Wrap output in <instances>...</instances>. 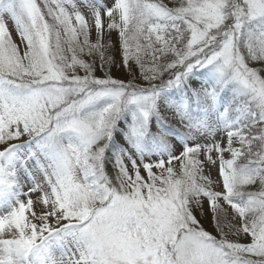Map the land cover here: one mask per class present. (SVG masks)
Listing matches in <instances>:
<instances>
[{"label":"snow or ice","instance_id":"1","mask_svg":"<svg viewBox=\"0 0 264 264\" xmlns=\"http://www.w3.org/2000/svg\"><path fill=\"white\" fill-rule=\"evenodd\" d=\"M0 264H264V0H0Z\"/></svg>","mask_w":264,"mask_h":264},{"label":"rangeland","instance_id":"2","mask_svg":"<svg viewBox=\"0 0 264 264\" xmlns=\"http://www.w3.org/2000/svg\"><path fill=\"white\" fill-rule=\"evenodd\" d=\"M13 36L15 37L16 34L13 33ZM98 74H100V73L98 72ZM113 74H114V75H120V72H119V70H114V71H113ZM205 227H206L209 231H212L213 234H215L213 226H211L207 221H205Z\"/></svg>","mask_w":264,"mask_h":264}]
</instances>
